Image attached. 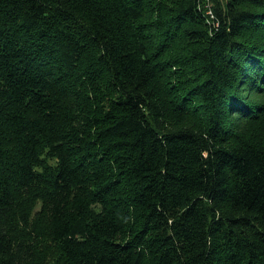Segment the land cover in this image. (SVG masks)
Instances as JSON below:
<instances>
[{"label": "trees", "instance_id": "1", "mask_svg": "<svg viewBox=\"0 0 264 264\" xmlns=\"http://www.w3.org/2000/svg\"><path fill=\"white\" fill-rule=\"evenodd\" d=\"M211 1L0 0V264H264V0Z\"/></svg>", "mask_w": 264, "mask_h": 264}, {"label": "rangeland", "instance_id": "2", "mask_svg": "<svg viewBox=\"0 0 264 264\" xmlns=\"http://www.w3.org/2000/svg\"><path fill=\"white\" fill-rule=\"evenodd\" d=\"M203 6L204 10H208L211 9V7H213L212 1L211 0H207V2H204L201 4ZM207 11V12H208ZM172 74H170L169 76H171ZM252 95L251 99H259V97L257 96V94H250ZM244 116H240L238 118V120H240L241 118H243ZM245 124H248L244 121V123H240V126H244ZM234 125H237V122H234ZM248 126H250L248 124ZM45 165L46 166H52L55 167L56 165V160L52 159V158H46L45 160ZM45 210L43 208H41V204L38 201L35 206L33 207V210L31 212V217H30V221L29 224H31L34 220L39 221V223L42 225V232L45 233ZM37 253L40 256V260H43L44 264H54L56 263L55 261L57 260V252L52 248L51 244H49L45 238V236H43L42 239V243L38 246L37 249ZM57 264V263H56Z\"/></svg>", "mask_w": 264, "mask_h": 264}, {"label": "built area", "instance_id": "3", "mask_svg": "<svg viewBox=\"0 0 264 264\" xmlns=\"http://www.w3.org/2000/svg\"><path fill=\"white\" fill-rule=\"evenodd\" d=\"M208 14L210 15V17H212V18H213V16H212V14H211L210 10H209Z\"/></svg>", "mask_w": 264, "mask_h": 264}]
</instances>
